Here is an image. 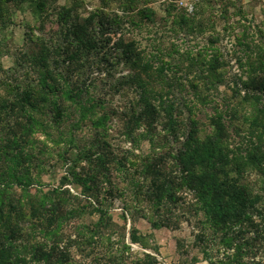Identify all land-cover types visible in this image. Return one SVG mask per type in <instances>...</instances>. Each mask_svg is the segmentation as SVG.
Returning <instances> with one entry per match:
<instances>
[{
    "label": "trees",
    "instance_id": "trees-1",
    "mask_svg": "<svg viewBox=\"0 0 264 264\" xmlns=\"http://www.w3.org/2000/svg\"><path fill=\"white\" fill-rule=\"evenodd\" d=\"M29 1L38 25L12 50L2 31L24 0H0V58H13L0 62V264H159L133 249L145 247L137 216L153 229L186 222L208 264H264L263 34L244 26L241 72L231 77L217 37L192 54L157 36L158 19L171 37L204 33V0L191 13L168 0L161 17L150 0H98L84 17L74 4ZM144 28H156L147 43L135 37ZM210 103L207 129L196 113ZM40 135L69 147L61 157L70 177L27 194L33 179L21 167Z\"/></svg>",
    "mask_w": 264,
    "mask_h": 264
},
{
    "label": "rangeland",
    "instance_id": "rangeland-1",
    "mask_svg": "<svg viewBox=\"0 0 264 264\" xmlns=\"http://www.w3.org/2000/svg\"><path fill=\"white\" fill-rule=\"evenodd\" d=\"M200 1L201 0H176V3L178 6L185 8L187 12L191 13L194 10L195 4ZM47 2L50 7L69 4L77 5V12L83 17L87 16L90 11H93L99 5L98 0H47ZM166 2H168V0H150L148 4L156 10L158 17H161L165 15L164 9ZM30 3L29 0H24V2L20 3V7H18V5L9 7V23L7 27L3 29L2 33H5L7 38L6 43L9 44L12 50H14V48H22L28 43L25 33L27 32L28 26L38 25L33 14L34 9ZM199 7L203 9V24L208 27L205 29L204 33L199 34L195 32L191 35H184L182 32L177 34L176 38L175 36L171 37L168 31V25L160 23L158 19L157 28L160 26L161 29L157 33V36L164 31L162 44L164 43V45L169 46L168 42H171L173 39V42L180 46L181 51L188 50L192 52V54H196L200 48L206 46L205 40L209 39L210 35H213V37L218 38L216 46L220 49V52L223 53L224 59L227 61L225 70L228 75L234 77V74H240L241 70L238 67L237 58L242 56L243 53L240 46L236 44V38L241 36L244 26L248 27V31L253 30L264 36V0H209V2L204 0ZM111 8H113V6H111ZM223 9H225V13L222 12ZM211 24L213 27L210 28ZM45 29L49 34L51 25L46 24ZM155 29L156 28H152L149 31L148 28H144L142 34L138 35V37L135 35V37L142 38L143 43H147L146 38L153 37V31ZM34 33L38 34L39 31H34ZM0 62L3 64L4 68H8L12 66L13 58L10 53H6L0 58ZM96 74L97 72L94 73V75ZM199 87L202 89L200 85ZM219 90L221 95H230V92L224 89L223 86H221ZM221 95L216 93L215 97H220ZM125 98L126 97L117 94L114 100L121 103L125 101ZM214 104L215 103H210V105L200 107L196 113L197 118L205 124V128L207 129H209L208 123H206L207 115L213 113L212 106H214ZM79 134H84V131L79 132ZM44 141V136L40 135L39 141L32 143L31 146L28 147L32 153V157L21 167V169L27 167L33 179V184L29 186L27 194H33L35 188L43 187L47 189L50 186H59L64 176H69L66 174L69 165L67 161H64L61 157L68 147L66 143L60 142V145L56 146L51 141ZM82 141L87 140L85 138L81 141H77L76 144H80ZM42 142L47 143V147L40 150L39 147H42ZM114 144L122 145L123 148L129 146L128 143L118 142ZM148 147L147 142L143 141V143H141V151L143 153L147 152ZM64 184H66L65 187L71 191L80 194L83 193L81 186L75 183L64 181ZM11 191L13 195L23 193L21 192V188L16 186ZM114 204L115 207L112 210V215L115 221L121 225V205L119 201H115ZM81 221L88 222L86 218L78 219L76 222L80 223ZM134 222L139 232L146 236L142 239V243L145 244V247L142 248L141 242L133 243V249H136L138 252L146 251L155 254L159 260V264H208L203 257L202 251L192 246L193 234L190 226H188L186 222L183 221L178 228L161 227L158 229L151 228L148 220L142 217H135ZM256 222L261 225L264 224L260 218H257ZM129 226L130 223L128 221L127 228H129ZM178 240L182 241L184 245H187L186 251H179L177 248ZM127 241L129 242L128 238ZM217 256L220 255L218 254ZM75 257L78 260L81 258V255L75 254Z\"/></svg>",
    "mask_w": 264,
    "mask_h": 264
}]
</instances>
